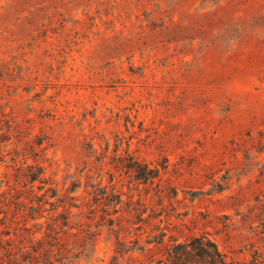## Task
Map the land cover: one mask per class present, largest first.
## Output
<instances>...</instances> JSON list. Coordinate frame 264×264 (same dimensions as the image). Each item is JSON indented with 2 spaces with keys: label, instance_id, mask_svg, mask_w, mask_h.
<instances>
[{
  "label": "rangeland",
  "instance_id": "1",
  "mask_svg": "<svg viewBox=\"0 0 264 264\" xmlns=\"http://www.w3.org/2000/svg\"><path fill=\"white\" fill-rule=\"evenodd\" d=\"M203 233L264 264V0H0L4 264H158Z\"/></svg>",
  "mask_w": 264,
  "mask_h": 264
},
{
  "label": "trees",
  "instance_id": "2",
  "mask_svg": "<svg viewBox=\"0 0 264 264\" xmlns=\"http://www.w3.org/2000/svg\"><path fill=\"white\" fill-rule=\"evenodd\" d=\"M43 141H41L39 144H42ZM116 159H118L119 164L116 165L117 167H120L121 169L126 170L127 172L132 171L135 173L136 177L139 180H142L144 183H148L150 181H153L155 178L160 177V169L159 168H152L147 163H142L139 160L135 159L133 156L128 154L125 157L118 156ZM164 168L166 165H163ZM45 168L38 164L37 165V171L29 177V180L33 183L37 180H39L41 183H44V185L38 186L39 189H43L45 184H48V179L45 177ZM78 185H74L73 189H71V192H74L76 190ZM47 191H51V196L55 197L58 196V192L55 188L49 186ZM102 196L99 197L100 194L95 195V203L100 201V199H104L105 203L104 205L107 208H104L103 211L106 216L111 215L113 213H118L117 206L122 203L121 196L116 193H109L107 190L101 191ZM72 199L74 197H71ZM58 201L64 202L61 196L58 197ZM39 202H42V199H39ZM65 208V212L63 214V227H68L69 225V218L71 215V208L77 207L76 203H69V207H66L67 205H63ZM34 209V207H33ZM111 209V210H110ZM138 220L142 221L141 213L137 212ZM109 221L110 225L113 226L115 219L112 217H109L107 219ZM163 238H161V242L163 243L164 237L166 235L165 231H161L160 234ZM159 235V237H160ZM158 239V236H157ZM156 241V240H155ZM138 242V241H137ZM152 242V241H148ZM1 247L4 248V242H1ZM141 249V248H140ZM130 248L126 249L124 253L130 252ZM118 250H116L117 252ZM11 251L7 250L6 253L8 255L12 254ZM122 252V251H118ZM164 257L158 259L157 263H163V264H234L233 261H230L226 254L220 249L219 244L217 241L210 237L208 234H195L191 235L188 238H186L183 241L178 240L177 238H173L171 243L164 244ZM118 257V256H117ZM12 261V260H11ZM13 263H16V260L12 261ZM50 264H54L53 261L49 262ZM0 264H4L3 257L1 256L0 251Z\"/></svg>",
  "mask_w": 264,
  "mask_h": 264
}]
</instances>
